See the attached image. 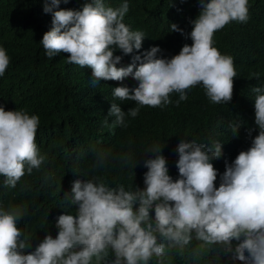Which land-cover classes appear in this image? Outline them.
I'll list each match as a JSON object with an SVG mask.
<instances>
[{"label":"clouds","instance_id":"clouds-1","mask_svg":"<svg viewBox=\"0 0 264 264\" xmlns=\"http://www.w3.org/2000/svg\"><path fill=\"white\" fill-rule=\"evenodd\" d=\"M60 2L44 0V12L52 14V27L40 40L47 57L67 53L68 63L91 69L94 84L131 75L138 82L135 87L113 88L121 101L163 107L172 102L173 93L179 94V101L186 100L187 91L197 85H202L211 103L231 101L237 73L232 57L213 46V35L232 21L247 23L249 0H199V14L190 21L187 34L191 45L184 44L171 58L158 57L161 49L153 46L142 56L134 55L126 67H117L122 58L114 55L113 47L131 54L141 49L145 37L123 23L127 2L112 8L103 0H91L79 10L61 9ZM170 28L184 34L176 24ZM9 62L0 47V76ZM254 75L259 79V74ZM252 91L257 93L258 134L247 151L225 163L218 187L217 170L210 161L221 156V143L209 147L181 140L178 173L173 177L161 146L153 147L146 151L155 153V158L144 162L143 189L126 191L102 181H73L66 199L75 206V214L59 215L58 229L48 227L36 236L35 244L22 236L27 230L20 225L21 210L0 208V264H149L153 257L164 264L171 250L183 254L193 240L198 242L193 258L202 248L216 246L240 264H264V94L259 87ZM138 113L139 107L128 111L131 117ZM108 115L115 117L116 124H124L119 105L112 103ZM38 125L37 115L0 106V176L5 186L15 187L25 171L30 174L44 162L36 144ZM131 159L130 154L121 157L125 164ZM105 160L101 153L97 163ZM136 163L135 159L133 167Z\"/></svg>","mask_w":264,"mask_h":264},{"label":"trees","instance_id":"trees-1","mask_svg":"<svg viewBox=\"0 0 264 264\" xmlns=\"http://www.w3.org/2000/svg\"><path fill=\"white\" fill-rule=\"evenodd\" d=\"M88 2L91 0H61L59 8L79 10ZM125 2L129 11L123 23L145 37L141 49L131 54L113 47L114 55L122 58L117 67H126L134 55L142 56L153 46L161 49L158 57L171 58L184 44L191 45L187 34L192 29L190 21L199 14V0H103L112 8ZM43 8L44 0H0V47L10 61L0 76V106L39 117L36 144L45 157L40 168L30 174L25 171L15 187L5 186V178L0 176V208L21 210L20 225L27 230L24 240L37 243L36 236L48 227L58 229L59 215L75 214V206L66 197L71 196L77 179L123 186L126 191L143 189L144 162L155 158V153L146 151L153 147L161 146L160 154L173 177L178 173L177 145L181 140L209 147L221 143V156L210 161L217 170L218 187L225 163L231 164L240 151H247L259 131L254 110L257 93L252 89L259 87L264 94V0H249L247 23L232 21L213 35V46L232 57L237 73L231 101L211 103L202 85H197L187 91L186 100L179 101V94L173 93L172 102L163 107H140L134 101L116 98L113 88L137 85L131 75L122 81L94 84L91 69L68 63L67 53L49 59L40 40L52 27V14ZM171 24L184 34L170 31ZM254 74H259V79ZM112 103L124 111V124H116L115 117L108 115ZM136 107L139 113L131 117L128 111ZM235 126H239L237 131ZM101 153L106 154V160L98 164ZM129 154L132 159L125 164L121 157ZM197 247L193 240L183 254L171 250L164 264H240L216 246L202 248L193 258ZM149 264H157L156 258Z\"/></svg>","mask_w":264,"mask_h":264}]
</instances>
